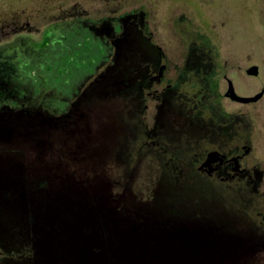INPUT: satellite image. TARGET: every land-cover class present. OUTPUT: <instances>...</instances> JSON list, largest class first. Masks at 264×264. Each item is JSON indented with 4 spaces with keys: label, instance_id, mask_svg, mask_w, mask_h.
<instances>
[{
    "label": "rangeland",
    "instance_id": "1",
    "mask_svg": "<svg viewBox=\"0 0 264 264\" xmlns=\"http://www.w3.org/2000/svg\"><path fill=\"white\" fill-rule=\"evenodd\" d=\"M41 1L0 0V16L6 3L30 9ZM188 1L186 13L209 34L221 64L257 67L264 86V0H205L208 26ZM171 39L156 42L180 54L181 42ZM70 44L89 48L80 37ZM138 44L118 66L111 43L110 58L87 81L102 55L92 45L76 52L71 73L54 81L64 95L85 82L69 117L30 107L23 117L0 116V148L8 140L0 156L1 264H264V96L247 79H225L222 91L235 82L233 101L222 100L235 124L223 131L211 126L195 95L200 86L189 81L159 111L146 100L151 47ZM232 137L253 147V180L201 176L204 152L227 151L222 141ZM94 251L105 257L89 260Z\"/></svg>",
    "mask_w": 264,
    "mask_h": 264
},
{
    "label": "flooded vegetation",
    "instance_id": "2",
    "mask_svg": "<svg viewBox=\"0 0 264 264\" xmlns=\"http://www.w3.org/2000/svg\"><path fill=\"white\" fill-rule=\"evenodd\" d=\"M190 2L204 10V16L197 15L205 18L208 26L209 3ZM6 4L10 11L0 16V116L23 117L28 115L30 107L32 111L43 110L53 118L69 117L65 111L70 99L85 82L73 86L69 95H64L55 88L54 81L71 73L77 51L91 53L93 46L97 49L95 53L102 55L100 65L90 66L92 71L87 81L110 58L111 43L118 52L114 62L121 66L127 57L124 52L130 51L129 44L134 45L131 55H137L138 42H146L151 47L144 56L148 64V102H156L159 111L174 104L180 85L189 81L194 87L200 86V92L195 91V95L207 106L206 116L211 126L216 131L233 128L235 122L224 111L222 100L233 99L231 88L235 82L231 81L226 91L221 89L222 82L230 75L234 80L239 77L250 81L247 72L253 67L221 64L219 51L209 34L199 29L186 13L193 10L188 0H42L30 9ZM168 26L175 27L176 33L170 34ZM73 36L85 40L89 48L84 51L70 44ZM171 36L181 42L180 54H171L156 42ZM46 101H52L51 108L45 106ZM20 131L21 137L26 138V131ZM227 140V143L222 141L225 149L229 147L227 151L215 148L204 152L197 165L200 175L206 179L253 180L250 175L255 170L253 165L250 167L253 147L248 139L239 138L241 142L237 144L230 143L233 137ZM7 143L8 140L1 146L0 156H4Z\"/></svg>",
    "mask_w": 264,
    "mask_h": 264
},
{
    "label": "water",
    "instance_id": "3",
    "mask_svg": "<svg viewBox=\"0 0 264 264\" xmlns=\"http://www.w3.org/2000/svg\"><path fill=\"white\" fill-rule=\"evenodd\" d=\"M247 75L249 77V80L251 82L255 83L258 86V88L260 90L258 99H260L263 96V94H264V86H263L262 81L259 78L258 68L257 67H253L252 69H250L247 72Z\"/></svg>",
    "mask_w": 264,
    "mask_h": 264
},
{
    "label": "trees",
    "instance_id": "4",
    "mask_svg": "<svg viewBox=\"0 0 264 264\" xmlns=\"http://www.w3.org/2000/svg\"><path fill=\"white\" fill-rule=\"evenodd\" d=\"M90 66H92V64H91ZM45 104H46L45 106H47L48 108H51V106H52V101H46ZM101 218H102L101 215H100V216H96L94 220L97 222V221H100ZM79 240L81 241V245H82V242H83V243L86 242L85 240H82V238H79ZM87 244H88V243H87ZM82 249H83V248H82ZM79 250H80V249H79ZM77 251H78V249H77ZM83 251L85 252L84 249H83ZM81 253H82V252H81ZM90 253H91V252H90ZM98 257H99V258H102V257H105V256H104V254H102V252H100V253H99V252H98V253H95V251H94L93 253H91V258H92V259L89 258V260H93V261H94V260L97 259ZM0 264H1V263H0Z\"/></svg>",
    "mask_w": 264,
    "mask_h": 264
}]
</instances>
